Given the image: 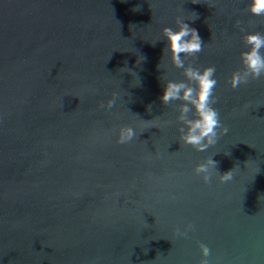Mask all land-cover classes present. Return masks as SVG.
Wrapping results in <instances>:
<instances>
[{
  "label": "water",
  "instance_id": "95a60500",
  "mask_svg": "<svg viewBox=\"0 0 264 264\" xmlns=\"http://www.w3.org/2000/svg\"><path fill=\"white\" fill-rule=\"evenodd\" d=\"M247 2L0 0V264H198L201 243L210 264H264V76L228 85L244 32H264ZM192 12L204 46L185 63L215 66L229 129L206 152L159 100L184 78L160 29ZM125 125L139 134L117 143ZM213 153L231 181L194 173Z\"/></svg>",
  "mask_w": 264,
  "mask_h": 264
},
{
  "label": "clouds",
  "instance_id": "9594fccd",
  "mask_svg": "<svg viewBox=\"0 0 264 264\" xmlns=\"http://www.w3.org/2000/svg\"><path fill=\"white\" fill-rule=\"evenodd\" d=\"M247 11L251 15L264 16V0H248ZM191 14V19L176 17L173 22L175 27L164 26L160 29L161 36L167 41L164 52L168 62L172 67L181 69L184 78L162 80L161 76L162 91L159 100L164 105L177 102L175 103V121L179 142L191 146L195 151L206 152L217 143L219 136L227 134L229 129L221 124L219 112L213 107L216 103L214 90L218 83L215 76V66L209 65L200 68L191 63H185L187 57H195L203 50L204 46L198 31L185 22L197 18L195 12ZM237 23L239 22L237 21ZM242 40L245 50L240 53L241 67L231 72L228 77V85L233 89L248 83L249 79L264 76V32L246 31ZM143 59L144 57H139V62ZM157 67L160 68L161 64H158ZM120 71L130 70L122 68ZM132 75L135 84L138 83L135 73ZM118 100H120V96L113 93L101 107L111 110L116 107ZM168 123L170 122L164 121V124ZM138 134L134 127L122 126L117 130L116 142L126 144L136 138ZM215 154L205 157L203 161L193 167L194 173L205 184L210 182L214 174L221 183L233 179V169L218 174L217 161L212 159ZM191 231L192 225L190 223L185 224L182 229L176 230V235L186 239ZM199 253L201 258L198 264H210L208 259L210 249L206 244L201 243L199 245Z\"/></svg>",
  "mask_w": 264,
  "mask_h": 264
}]
</instances>
